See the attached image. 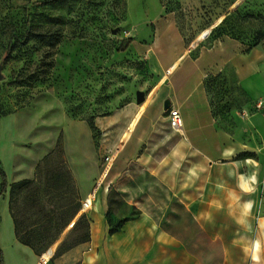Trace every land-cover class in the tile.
<instances>
[{
    "label": "rangeland",
    "instance_id": "374dc122",
    "mask_svg": "<svg viewBox=\"0 0 264 264\" xmlns=\"http://www.w3.org/2000/svg\"><path fill=\"white\" fill-rule=\"evenodd\" d=\"M160 18L176 24L191 57L208 41L230 39L244 51L264 46V0H0V167L6 175L14 161L38 160L22 180L28 183L7 188L13 220L33 232L38 254L88 242L97 202L110 230L149 209L162 226L188 235L183 204L157 184L175 133L168 113L155 127L142 126L144 118L129 138L134 153L147 155L124 177L153 182H133L137 191L128 197L124 183L110 187L105 179L97 200L98 188L85 198L109 164L128 160V104L138 93L151 98L163 82L154 53ZM29 30L54 38L23 46ZM13 37L17 48L8 56ZM209 83L223 101L221 76Z\"/></svg>",
    "mask_w": 264,
    "mask_h": 264
},
{
    "label": "crops",
    "instance_id": "0c3cea01",
    "mask_svg": "<svg viewBox=\"0 0 264 264\" xmlns=\"http://www.w3.org/2000/svg\"><path fill=\"white\" fill-rule=\"evenodd\" d=\"M156 27L154 53L163 82L144 104H128V160L109 164L101 185L99 178L85 198L98 188L97 200L105 179L110 187L124 183L128 197L137 191L133 182H153L124 177L127 168L130 173L147 155L134 153L129 138L144 118L142 126L155 127L169 109H177L184 127L175 131L156 176L157 184L183 204L190 219L183 227L188 235L162 226L149 209L110 234L104 208L97 202L89 211L88 242L57 255L53 249L38 254L16 237L6 189L0 195V263L264 264V46L244 51L230 39L208 41L191 57L190 45L173 21L160 18ZM218 75L225 83L221 102L209 83ZM260 101L263 106L258 107ZM37 165V159L14 161L6 170L8 186L30 179ZM196 230L202 237L197 238Z\"/></svg>",
    "mask_w": 264,
    "mask_h": 264
},
{
    "label": "trees",
    "instance_id": "16d2710c",
    "mask_svg": "<svg viewBox=\"0 0 264 264\" xmlns=\"http://www.w3.org/2000/svg\"><path fill=\"white\" fill-rule=\"evenodd\" d=\"M23 36V42L21 43V45H27L32 39H53V36L50 35H44V34H37L35 32L32 31H27L26 33H24ZM17 37H13L12 39H10L6 45V49L8 50V56L12 55L14 50L17 48ZM20 41V40H19ZM59 43V40L57 39V41L53 42V43H49L48 46H52L55 47L57 46ZM0 177L2 178V183L0 186V195L2 193H4L7 189V181H6V175L3 172V170L0 168ZM21 183H28V181H22ZM20 184V182L14 183L11 185L12 189H14L15 187H17ZM14 225H15V234L17 239L19 240L20 243H22L25 246H28L32 249H34L33 245H32V238H33V232L30 231H20L19 229V225L14 221ZM121 228V226L119 228L116 229H112L110 230V234H114L116 233L119 229ZM3 264V261L1 260V263Z\"/></svg>",
    "mask_w": 264,
    "mask_h": 264
},
{
    "label": "built area",
    "instance_id": "2783aa9c",
    "mask_svg": "<svg viewBox=\"0 0 264 264\" xmlns=\"http://www.w3.org/2000/svg\"><path fill=\"white\" fill-rule=\"evenodd\" d=\"M261 106H263L262 101L258 103V107H261ZM167 113H168V118H169L171 128L176 132H181L184 127V122H183V118L179 110L172 108V109H169ZM83 208H85V202H83L82 209ZM44 260H45V257H44Z\"/></svg>",
    "mask_w": 264,
    "mask_h": 264
},
{
    "label": "water",
    "instance_id": "95a60500",
    "mask_svg": "<svg viewBox=\"0 0 264 264\" xmlns=\"http://www.w3.org/2000/svg\"><path fill=\"white\" fill-rule=\"evenodd\" d=\"M145 101H146L145 95L143 93H138V95H137V103L139 105H141V104H144ZM168 105H169V102H167L166 105H165L166 109L168 108Z\"/></svg>",
    "mask_w": 264,
    "mask_h": 264
}]
</instances>
